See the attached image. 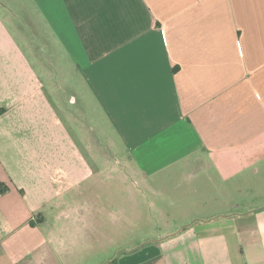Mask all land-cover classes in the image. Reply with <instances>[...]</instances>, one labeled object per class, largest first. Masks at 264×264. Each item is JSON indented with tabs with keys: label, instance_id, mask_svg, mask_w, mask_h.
Instances as JSON below:
<instances>
[{
	"label": "crops",
	"instance_id": "obj_1",
	"mask_svg": "<svg viewBox=\"0 0 264 264\" xmlns=\"http://www.w3.org/2000/svg\"><path fill=\"white\" fill-rule=\"evenodd\" d=\"M108 170L187 211L113 264H264V0H0V264H73Z\"/></svg>",
	"mask_w": 264,
	"mask_h": 264
},
{
	"label": "rangeland",
	"instance_id": "obj_2",
	"mask_svg": "<svg viewBox=\"0 0 264 264\" xmlns=\"http://www.w3.org/2000/svg\"><path fill=\"white\" fill-rule=\"evenodd\" d=\"M110 165L113 163L110 162ZM114 172L108 170L104 176L98 177V184L95 183L97 178L89 184L99 193V197L92 194L91 198L95 201V207H98L95 210L98 212L97 217L104 222V234L98 242L92 241V246L86 251L78 252L73 264H113L115 258L120 254L126 257L142 240L159 238L164 232L181 228L179 222L183 219L182 213L184 215L187 211L165 209V217L160 219L156 211L148 209L144 200L140 199V195H143V191L137 190L140 187L131 183L132 179L127 183L122 182L118 173ZM134 194L141 200L135 217L130 209Z\"/></svg>",
	"mask_w": 264,
	"mask_h": 264
},
{
	"label": "trees",
	"instance_id": "obj_3",
	"mask_svg": "<svg viewBox=\"0 0 264 264\" xmlns=\"http://www.w3.org/2000/svg\"><path fill=\"white\" fill-rule=\"evenodd\" d=\"M1 186V185H0Z\"/></svg>",
	"mask_w": 264,
	"mask_h": 264
}]
</instances>
